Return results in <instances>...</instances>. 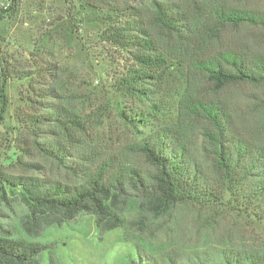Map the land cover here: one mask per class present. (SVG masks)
<instances>
[{"label":"rangeland","instance_id":"obj_1","mask_svg":"<svg viewBox=\"0 0 264 264\" xmlns=\"http://www.w3.org/2000/svg\"><path fill=\"white\" fill-rule=\"evenodd\" d=\"M178 1L197 9L203 19L221 4L264 11V0ZM9 3L0 0L1 7L7 8ZM124 4L151 13L147 0H17L16 7L0 20V53L5 65L13 71L32 73L27 78L6 81L7 106L3 111L0 70V169L8 175L73 186L85 183L104 163L114 169L148 168L134 146L155 126L177 121V106L191 78L195 91L231 106L243 133L264 150L263 84H231L214 93L204 78L191 77L189 66L183 62L167 70L158 86L151 85L152 101L113 87L134 65L129 52L103 38L109 26L124 21L120 11ZM192 20L195 35L211 39L209 46L214 51L231 48L264 55V29L260 27L228 24L214 35L207 26L202 27L201 21ZM155 33L160 31L155 29ZM34 86L51 89V96L33 95ZM61 107L76 114L85 126L75 129L71 140L56 121L33 125L18 120L22 113L48 115ZM144 110L150 114L147 125L141 122L133 126L121 116L122 111L133 114ZM34 138L65 144L67 164L77 169L42 154L34 146ZM28 210L20 189L13 191L6 186L4 196H0V222L15 237L44 245L39 264H132L139 256L123 227L102 232L95 215L89 213H80L62 226L51 225L41 235L31 236L21 223ZM137 215L135 206L124 214L129 220ZM148 222L145 231H134V235L140 238L148 259L157 264H169L170 257L179 261L196 250L212 256L221 249L264 251V215L237 213L227 202L180 203L169 213L151 216Z\"/></svg>","mask_w":264,"mask_h":264},{"label":"trees","instance_id":"obj_2","mask_svg":"<svg viewBox=\"0 0 264 264\" xmlns=\"http://www.w3.org/2000/svg\"><path fill=\"white\" fill-rule=\"evenodd\" d=\"M147 1L151 13L124 4L120 8L124 21L109 26L103 35L106 41L126 50L134 59V65L114 82L116 90L152 101L151 85L158 86L167 70L183 62L189 66L191 77L204 78L214 93L231 84L264 85L263 54L251 55L231 48L214 51L209 46L211 39L203 34L195 35L191 25L195 18L214 35L228 24H250L264 29V11L221 4L203 19L197 9L178 0ZM16 5L17 0H10L7 8L0 6V20ZM0 70L4 81L1 88L4 111L6 81L27 78L32 73L10 70L1 53ZM191 79L179 100L177 121L155 126L134 146L148 168L114 169L110 163H104L90 173L85 183L73 186L32 176H10L0 169V196H4L6 186L13 191L18 188L28 206L27 214L21 219L24 230L31 236H39L48 226H62L80 213L93 214L102 232L125 229V237L135 243L139 255L132 264H157L148 259L134 231L141 234L151 216L169 213L177 204L227 202L237 213L251 212L263 217L264 150L243 133L231 106L195 91ZM32 93L47 98L51 89L34 86ZM152 105L158 107L157 103ZM149 115L146 110L121 113L133 126L141 122L147 125ZM18 120L33 125L56 121L70 140L75 137V129L85 127L76 114L64 107L48 115L22 113ZM33 144L59 164L77 169L67 164L68 148L62 142H41L34 138ZM134 206L138 215L129 220L124 214ZM43 249L40 243L15 237L0 222V264H39ZM169 264H264V251L221 249L212 256L208 251L196 250L179 261L170 257Z\"/></svg>","mask_w":264,"mask_h":264}]
</instances>
